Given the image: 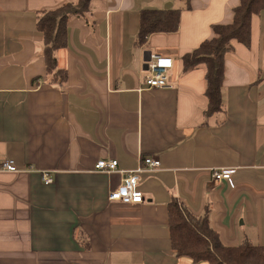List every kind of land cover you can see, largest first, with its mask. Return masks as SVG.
Wrapping results in <instances>:
<instances>
[{
  "label": "crops",
  "instance_id": "crops-1",
  "mask_svg": "<svg viewBox=\"0 0 264 264\" xmlns=\"http://www.w3.org/2000/svg\"><path fill=\"white\" fill-rule=\"evenodd\" d=\"M68 0H0V264H208L177 256L168 203L208 212L230 245L264 244V11L249 45L225 55L226 112L206 117V66L183 56L229 22L240 0H92L57 52L63 83L46 76L37 16ZM182 9L179 30L136 46L144 8ZM172 57V87L146 89L149 53ZM220 120V121H219ZM142 172L143 203L109 200L122 174L95 169L118 160ZM235 168L230 179L214 172ZM53 181L45 183L44 175Z\"/></svg>",
  "mask_w": 264,
  "mask_h": 264
},
{
  "label": "trees",
  "instance_id": "trees-1",
  "mask_svg": "<svg viewBox=\"0 0 264 264\" xmlns=\"http://www.w3.org/2000/svg\"><path fill=\"white\" fill-rule=\"evenodd\" d=\"M191 8L192 0H184ZM92 0H68L54 8L44 9L37 16V29L43 35V56L46 76L51 82L67 80L66 69L58 66L57 52L67 47L69 24L91 10ZM264 11V0H240L232 9L229 22L212 26L213 36L207 38L191 52L183 56L184 69L206 66V92L208 100L205 116L222 115L226 112L223 96L225 83V55L233 49L234 42L249 45L252 21ZM182 9L144 8L139 15L136 46L144 45L153 33H170L179 30ZM220 121V120H219ZM169 232L173 250L177 256L191 258L194 262L208 264H264V244L245 240L230 245L211 224L209 214H195L178 197L168 203Z\"/></svg>",
  "mask_w": 264,
  "mask_h": 264
},
{
  "label": "built area",
  "instance_id": "built-area-1",
  "mask_svg": "<svg viewBox=\"0 0 264 264\" xmlns=\"http://www.w3.org/2000/svg\"><path fill=\"white\" fill-rule=\"evenodd\" d=\"M174 68L172 57L164 56L159 53L151 52L143 63L145 73L146 89L169 88L172 87L170 80L171 71ZM161 166V159L157 156H146L141 160V164L136 169L119 170L118 160H98L95 169L101 172L112 173L119 171L122 174L119 186L110 191L109 200L121 203H143L145 195L139 189L141 174L147 170H154ZM0 168L4 171L17 172L19 168L15 161L4 159L0 162ZM235 168H222L214 172V179L221 181L230 179L235 173ZM45 183H51L53 179L49 175H44Z\"/></svg>",
  "mask_w": 264,
  "mask_h": 264
},
{
  "label": "water",
  "instance_id": "water-1",
  "mask_svg": "<svg viewBox=\"0 0 264 264\" xmlns=\"http://www.w3.org/2000/svg\"><path fill=\"white\" fill-rule=\"evenodd\" d=\"M173 6V3L172 2H169L165 5V8H169V7H172Z\"/></svg>",
  "mask_w": 264,
  "mask_h": 264
}]
</instances>
